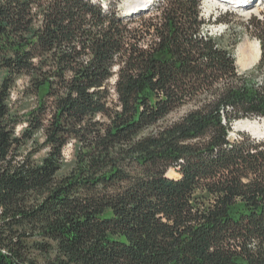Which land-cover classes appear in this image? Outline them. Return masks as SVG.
<instances>
[{
    "label": "trees",
    "instance_id": "1",
    "mask_svg": "<svg viewBox=\"0 0 264 264\" xmlns=\"http://www.w3.org/2000/svg\"><path fill=\"white\" fill-rule=\"evenodd\" d=\"M210 22L0 0V264H264V139H231L264 119V15L245 74Z\"/></svg>",
    "mask_w": 264,
    "mask_h": 264
},
{
    "label": "rangeland",
    "instance_id": "2",
    "mask_svg": "<svg viewBox=\"0 0 264 264\" xmlns=\"http://www.w3.org/2000/svg\"><path fill=\"white\" fill-rule=\"evenodd\" d=\"M116 1L118 3L121 13H125L129 11V8L133 6L135 3L134 0H116ZM240 4H243V5L236 6V4H233L231 1L224 3L219 0H204L203 2L204 17L211 21L210 22L211 25L209 26L207 31L209 32L210 35H218V36L224 35L225 45L232 44L234 41H236L237 44L234 46H231V50L233 51V54L236 57V60H237V50L242 43L247 42V41L250 43H255V42L259 43V39L256 35L245 32L242 27L248 24V22H250L251 19L262 20L263 15H264V0H248L246 3H240ZM143 7L141 8L143 9ZM252 7H255L253 11L252 10L247 11L251 9ZM142 11L143 10H141V12ZM226 12L229 14H232L229 18L230 19L229 27L232 30H227L226 24H221V25L214 24L215 18L218 17L220 14H224ZM237 67H238L240 74H245L246 72L250 70V68L243 70L241 69L239 65H237ZM26 104H29V106H31L33 102H28L25 99L18 98L16 107L21 111V113H24L29 108V106L28 107L24 106ZM245 120L256 121V122H259L260 124H263L264 122L262 120H259L258 118L257 119H245ZM22 127L23 126H20L19 130L22 129ZM239 133H247L251 136L257 135L250 131H244V130L235 131L233 129V131L231 132V139L234 140L238 138ZM65 153H66L67 158L71 160L73 158V153H74L73 146L68 145L65 150ZM171 170H174V173L172 171L171 172L169 171L170 173L168 172V176L171 178H179V174L177 173V171L175 169H171Z\"/></svg>",
    "mask_w": 264,
    "mask_h": 264
},
{
    "label": "bare ground",
    "instance_id": "3",
    "mask_svg": "<svg viewBox=\"0 0 264 264\" xmlns=\"http://www.w3.org/2000/svg\"><path fill=\"white\" fill-rule=\"evenodd\" d=\"M221 2H229L231 1L233 4L237 5H243L240 3H246L248 0H219ZM134 5L129 8V11L135 10L138 8H141L143 6L148 5L150 0H134ZM255 7H252L251 9L247 11H253ZM261 56V48L259 43H250V42H244L242 43L238 50H237V65L241 67V69L246 70L251 67H253L260 59ZM234 130H244V131H250L257 135H264V122L263 124H260L256 121H250V120H239L234 125Z\"/></svg>",
    "mask_w": 264,
    "mask_h": 264
},
{
    "label": "water",
    "instance_id": "4",
    "mask_svg": "<svg viewBox=\"0 0 264 264\" xmlns=\"http://www.w3.org/2000/svg\"><path fill=\"white\" fill-rule=\"evenodd\" d=\"M260 60V59H259ZM259 62V61H258ZM252 68V67H251ZM250 68V69H251ZM259 120H262V121H264L263 119H261V118H258ZM236 124V122L234 123V125ZM234 125H233V129H234ZM254 138H258V139H264V135H256V136H253Z\"/></svg>",
    "mask_w": 264,
    "mask_h": 264
},
{
    "label": "built area",
    "instance_id": "5",
    "mask_svg": "<svg viewBox=\"0 0 264 264\" xmlns=\"http://www.w3.org/2000/svg\"><path fill=\"white\" fill-rule=\"evenodd\" d=\"M203 15H204V8H203Z\"/></svg>",
    "mask_w": 264,
    "mask_h": 264
}]
</instances>
